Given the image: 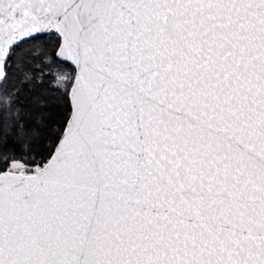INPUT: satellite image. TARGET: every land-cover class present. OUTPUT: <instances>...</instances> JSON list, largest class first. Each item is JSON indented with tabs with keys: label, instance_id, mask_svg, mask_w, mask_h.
<instances>
[{
	"label": "snow or ice",
	"instance_id": "obj_1",
	"mask_svg": "<svg viewBox=\"0 0 264 264\" xmlns=\"http://www.w3.org/2000/svg\"><path fill=\"white\" fill-rule=\"evenodd\" d=\"M0 264H264V0H0Z\"/></svg>",
	"mask_w": 264,
	"mask_h": 264
}]
</instances>
